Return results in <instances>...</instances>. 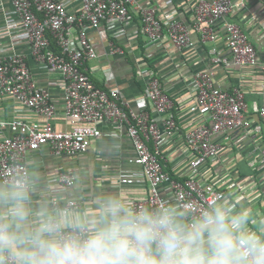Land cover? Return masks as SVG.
I'll list each match as a JSON object with an SVG mask.
<instances>
[{
	"label": "built area",
	"instance_id": "obj_1",
	"mask_svg": "<svg viewBox=\"0 0 264 264\" xmlns=\"http://www.w3.org/2000/svg\"><path fill=\"white\" fill-rule=\"evenodd\" d=\"M6 1L12 7L32 59L60 76L63 88L59 107L71 127L68 130L55 127L58 104L52 101L46 88L36 85L26 56L18 52L1 56L0 95L9 97L16 111V116L11 120L0 121V129L8 128L10 131L9 135H1L0 138L1 184H7L17 176L30 175L26 163L29 152L46 146L54 155L75 157L86 151L90 138L101 135L98 124L110 122L126 126L135 151L130 162L141 167L142 179L148 187L145 199L132 201L134 207H155L161 199H165L190 215H198L214 199L224 203L226 196L222 189L198 176L202 167L214 162L219 154L220 146L212 140L215 133H226L239 127L247 130L250 127L251 120L244 115L246 102L240 88L234 87L229 91L221 89L213 82L209 70L192 75L190 83L194 99L189 110L206 111L209 124L194 125L183 136L191 155L187 177L180 181L165 172L160 162L159 146L163 135H173L179 126L171 113L172 100L158 77L149 72L143 100H147L160 116L163 130L147 111L130 109L117 87L100 88L83 70L86 60L97 57L96 49L88 40L87 28L97 29L101 22L109 25L125 23L129 17L128 7L135 4V0H78L76 12L69 11L62 0ZM243 2L196 0L192 6L193 20L190 26L185 25L173 12L166 13L161 21L157 6L136 5V8L141 14V32L150 43L160 44L165 34L173 46L181 50L194 46V32L200 33L202 41L215 40L214 22L224 19ZM223 30L230 56L227 58L213 46L209 50L210 61L224 65H254L256 52L241 28L225 20ZM51 40L58 51L52 49ZM109 46L111 53H122L119 47ZM27 111L39 117V120L22 118L20 113ZM257 114L260 120L254 123L252 131L264 132V79L262 104ZM150 142L153 143L152 149ZM259 162L264 166V147L259 149ZM56 180L64 187H71L75 183V176L69 171H59ZM119 181L133 184L137 179L126 176ZM234 185L231 183V187ZM51 206L50 214H55L57 211H77L82 205L76 199H68L62 207L55 197Z\"/></svg>",
	"mask_w": 264,
	"mask_h": 264
},
{
	"label": "crops",
	"instance_id": "obj_2",
	"mask_svg": "<svg viewBox=\"0 0 264 264\" xmlns=\"http://www.w3.org/2000/svg\"><path fill=\"white\" fill-rule=\"evenodd\" d=\"M62 1L71 12L79 8L78 0ZM195 1L135 0V4L128 7L129 17L125 23L109 25L101 22L97 29L88 27L87 37L96 49L97 57L86 60L83 70L96 86L117 87L130 109L147 111L163 130L160 116L147 100H143L149 72L152 71L158 77L172 100L171 113L179 126L173 135H163L159 146L160 162L165 172L180 181L187 177L191 155L183 136L194 125L209 124L206 111L189 110L194 99L190 83L192 75L209 70L213 82L221 89L229 91L234 87L240 88L246 102L244 115L251 120L250 127L247 130L239 127L226 133H215L212 140L220 146L219 154L214 162H208L202 167L198 178L210 181L216 188L222 189L226 196L224 203L230 205L234 213L247 211L250 217L248 228L264 234V166L259 162V149L264 147V132L252 131L254 123L260 120L257 113L262 104L264 0H244L242 6L234 7L224 19L214 22L213 41H202L200 33L194 32V46L190 48L177 49L165 34L161 43L154 45L141 32L142 19L136 5L157 6L161 21L166 13L173 12L185 25L190 26ZM231 1L237 3L239 0ZM225 20L237 24L247 35L256 52L254 65H224L210 61L209 50L213 46L227 58L230 56L224 39ZM109 44L119 47L122 53H111ZM51 45L54 46L53 40ZM14 52L26 56L36 85L46 88L52 101L58 107L61 106L63 86L60 76L32 59L11 5L6 0H0V57ZM20 115L28 121L39 120L30 111ZM15 116L14 102L0 95V121H9ZM54 125L60 130L71 127L63 118L60 107ZM98 127L101 135L90 138L86 151L75 157L54 155L46 146L27 154L30 176L35 178L32 196L34 206L46 203L51 213L53 198L57 197L62 207L68 199H76L80 201L81 208L66 213L81 217L96 211L93 201L98 195L114 194L129 201L147 197L148 187L142 179L141 167L130 162L135 151L126 133V126L103 122ZM9 134L8 128L0 129V138L1 135ZM149 147L153 148L152 142ZM59 171L72 173L75 176L74 185L64 187L59 184L56 180ZM126 176L134 177L137 181L133 184L120 183V178ZM231 183L235 185L231 187Z\"/></svg>",
	"mask_w": 264,
	"mask_h": 264
},
{
	"label": "clouds",
	"instance_id": "obj_3",
	"mask_svg": "<svg viewBox=\"0 0 264 264\" xmlns=\"http://www.w3.org/2000/svg\"><path fill=\"white\" fill-rule=\"evenodd\" d=\"M34 182L0 184V264H264V234L227 203L190 215L165 199L136 208L103 194L77 217L34 206Z\"/></svg>",
	"mask_w": 264,
	"mask_h": 264
},
{
	"label": "trees",
	"instance_id": "obj_4",
	"mask_svg": "<svg viewBox=\"0 0 264 264\" xmlns=\"http://www.w3.org/2000/svg\"><path fill=\"white\" fill-rule=\"evenodd\" d=\"M53 44H54V41H53ZM53 47H54L55 51H58V48L55 47V44H54V46H52V49H53Z\"/></svg>",
	"mask_w": 264,
	"mask_h": 264
}]
</instances>
